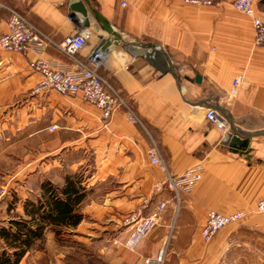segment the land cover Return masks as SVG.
<instances>
[{
    "label": "crops",
    "instance_id": "obj_1",
    "mask_svg": "<svg viewBox=\"0 0 264 264\" xmlns=\"http://www.w3.org/2000/svg\"><path fill=\"white\" fill-rule=\"evenodd\" d=\"M210 1L1 0L56 42L82 19L94 24L83 52L101 43L102 75L141 120L142 125L127 122L124 110L117 109L104 121L101 111L79 95L32 94L40 75L28 63L36 56L0 50V137L18 131L51 138L40 157L27 163L28 174L39 184L45 177L61 185L88 156L96 171L81 182L83 187L110 179L111 188L99 199L80 204L82 218L74 226L86 239L96 229L114 230L109 237H90L113 245L104 253L109 264L155 257L161 247L163 264H264V210L256 207L264 200V46L253 44L252 19L232 0ZM81 3L86 16L77 8ZM252 4L264 21V0ZM90 8L112 26L111 34ZM8 17L0 8V34ZM118 33L125 44L136 40L151 52L130 61ZM42 55L67 60L50 46ZM237 76L243 82L233 95L229 90ZM209 106L226 116L230 132L207 122ZM152 142L172 174L201 167L200 181L178 202L167 187L155 190L164 172L149 161L146 150ZM160 201L167 207L158 225L133 241L134 225L124 223L127 212ZM209 210L244 215L204 241L201 229Z\"/></svg>",
    "mask_w": 264,
    "mask_h": 264
},
{
    "label": "built area",
    "instance_id": "obj_2",
    "mask_svg": "<svg viewBox=\"0 0 264 264\" xmlns=\"http://www.w3.org/2000/svg\"><path fill=\"white\" fill-rule=\"evenodd\" d=\"M192 4H211L210 0H186ZM125 4V2L123 3ZM231 5L237 10L252 19L254 27L253 44L264 46V21L254 12L252 0H232ZM0 8H5L9 17L6 22L5 32L0 34V50L4 52H19L21 54H33L36 57L29 61L30 69L40 75L39 80L32 88V94H41L48 90L56 91L63 95H79L83 100L94 105L101 111V117L108 121L117 109L124 110L127 122L141 124V120L132 106L120 95V92L101 73V66L104 53L101 50V43L87 52H83L88 43L89 36L96 30V26L89 22L79 23L76 30L56 42L51 40L39 27L35 26L26 15L11 6H5L0 0ZM87 15V14H86ZM85 15V16H86ZM69 19H74L73 14H69ZM111 26V31L113 32ZM117 39L123 42V51L129 52V59L132 61L139 54L148 55L151 50L141 46L136 40L124 41L118 33ZM53 47L66 57V61L42 55L47 47ZM83 52V53H82ZM243 82V77L237 76L232 82L229 90L231 94H236L237 88ZM205 118L211 126L218 128L223 133L231 131V126L226 116L215 107L209 106L205 113ZM56 126H50L54 129ZM151 164L161 167L164 172L163 179L155 185V190L167 187L178 202L180 194H188L189 191L200 181L202 170L199 165L188 168L181 174H172L159 152L157 145L152 142L146 150ZM167 207L166 201L145 202L143 207H139L124 219L127 225H134L131 235L133 241L146 236L158 224L160 212ZM258 211L264 210V200L257 203ZM154 210V212H150ZM244 213L236 211L231 214H224L209 210L206 215L204 226L201 229V236L204 241H209L219 231V229L237 222ZM155 257H142L135 260L133 264H163L166 253L161 247Z\"/></svg>",
    "mask_w": 264,
    "mask_h": 264
},
{
    "label": "rangeland",
    "instance_id": "obj_3",
    "mask_svg": "<svg viewBox=\"0 0 264 264\" xmlns=\"http://www.w3.org/2000/svg\"><path fill=\"white\" fill-rule=\"evenodd\" d=\"M51 143L50 137L44 135L25 137L18 131L13 134V137L7 139L0 137V226L16 218L18 214L24 216L25 202L38 201L41 198L43 181L51 182L44 177L39 184L37 181L40 179L28 174L27 168L28 162L40 157L42 147H48ZM94 170L96 171L93 161L88 156L83 165L67 176L78 177L83 182ZM54 185L62 186L64 183ZM85 185H90L89 181ZM108 188H111L110 179L102 181L98 187L85 188L83 203L87 204L88 201L99 199V196ZM129 213L131 214L127 212ZM103 229L93 230L88 239L74 228L63 227L59 236H56L51 229H47L43 240L35 242L18 264H109L104 253L113 248V245L106 240L97 242L90 238L114 235L113 229Z\"/></svg>",
    "mask_w": 264,
    "mask_h": 264
},
{
    "label": "trees",
    "instance_id": "obj_4",
    "mask_svg": "<svg viewBox=\"0 0 264 264\" xmlns=\"http://www.w3.org/2000/svg\"><path fill=\"white\" fill-rule=\"evenodd\" d=\"M84 200L85 188L78 177L67 176L62 186L43 181L41 198L25 202L24 216L18 214L0 226V264H18L47 229L59 236L63 227L74 228L81 221Z\"/></svg>",
    "mask_w": 264,
    "mask_h": 264
},
{
    "label": "water",
    "instance_id": "obj_5",
    "mask_svg": "<svg viewBox=\"0 0 264 264\" xmlns=\"http://www.w3.org/2000/svg\"><path fill=\"white\" fill-rule=\"evenodd\" d=\"M77 8H78V10H79L80 12H82L84 15H86V14L88 13V10H86V8L82 5V3L79 4ZM90 10H91V12H93L95 19H97L98 22H101V23L103 24V28H104V30L107 31V32H110V31H111V27H110V25L106 24V23L103 21L101 15H100L97 11L92 10L91 8H90ZM237 142L239 143L238 140H237Z\"/></svg>",
    "mask_w": 264,
    "mask_h": 264
}]
</instances>
